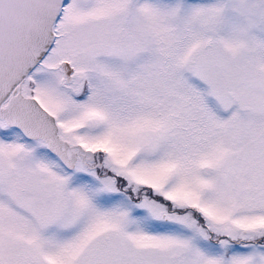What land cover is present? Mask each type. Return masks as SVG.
<instances>
[{"label":"snow or ice","instance_id":"6c2138e0","mask_svg":"<svg viewBox=\"0 0 264 264\" xmlns=\"http://www.w3.org/2000/svg\"><path fill=\"white\" fill-rule=\"evenodd\" d=\"M0 264H264V0H0Z\"/></svg>","mask_w":264,"mask_h":264}]
</instances>
